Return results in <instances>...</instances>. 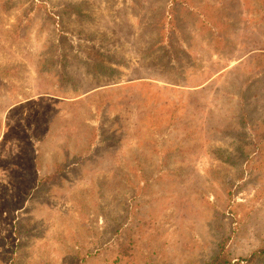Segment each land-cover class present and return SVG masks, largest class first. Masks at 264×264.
I'll return each instance as SVG.
<instances>
[{
	"label": "rangeland",
	"instance_id": "rangeland-1",
	"mask_svg": "<svg viewBox=\"0 0 264 264\" xmlns=\"http://www.w3.org/2000/svg\"><path fill=\"white\" fill-rule=\"evenodd\" d=\"M264 0H0V264H264Z\"/></svg>",
	"mask_w": 264,
	"mask_h": 264
},
{
	"label": "trees",
	"instance_id": "trees-1",
	"mask_svg": "<svg viewBox=\"0 0 264 264\" xmlns=\"http://www.w3.org/2000/svg\"><path fill=\"white\" fill-rule=\"evenodd\" d=\"M254 254H264V248L255 252ZM207 264H232L231 261L223 252H219L209 263ZM235 264V263H234Z\"/></svg>",
	"mask_w": 264,
	"mask_h": 264
}]
</instances>
